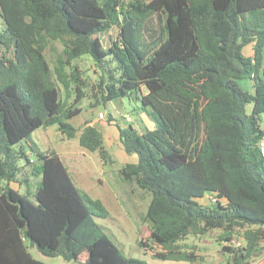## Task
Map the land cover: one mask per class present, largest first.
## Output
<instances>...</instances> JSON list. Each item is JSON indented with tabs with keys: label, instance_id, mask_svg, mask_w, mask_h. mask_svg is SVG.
Instances as JSON below:
<instances>
[{
	"label": "trees",
	"instance_id": "trees-1",
	"mask_svg": "<svg viewBox=\"0 0 264 264\" xmlns=\"http://www.w3.org/2000/svg\"><path fill=\"white\" fill-rule=\"evenodd\" d=\"M113 27L105 47L101 34ZM54 42L62 49L51 65ZM81 56L96 81L73 63ZM123 96L154 122L137 130L107 116L136 155L120 179L150 193L139 245L195 262L203 257L184 241L219 230V240H244L222 245L228 264H264V0H0V264H45L32 247L79 264H147L109 239L96 221L110 216L103 202L81 195L58 153L31 138L57 125L113 163L101 131L69 120L86 97L93 106ZM206 195L215 201L202 203Z\"/></svg>",
	"mask_w": 264,
	"mask_h": 264
},
{
	"label": "rangeland",
	"instance_id": "rangeland-1",
	"mask_svg": "<svg viewBox=\"0 0 264 264\" xmlns=\"http://www.w3.org/2000/svg\"><path fill=\"white\" fill-rule=\"evenodd\" d=\"M149 27L155 31L153 36H156L160 30V26L154 17L149 22ZM117 33V28L113 27L109 31L101 34V39L104 46H108L112 40L115 39ZM151 33V32H150ZM62 45L58 42H54L50 47H48L47 58L49 59L51 65L55 62V55L60 52ZM244 53L251 54V47L246 46L244 48ZM77 65L81 74L86 78L87 81L94 82L97 79V74L94 72V65L90 57L81 56L73 61ZM239 84L244 88L252 91L251 84L249 80H239ZM93 99L84 98L81 101L82 111L80 114L74 116L70 121L78 129L84 124L85 119L91 117H96L101 111L107 116L109 114L114 115L115 120L122 125H126L124 114H128L133 120V124L139 123L141 128L154 127L153 120L146 114L145 111L141 109L139 101L134 98H129L128 96L119 97L112 100L106 104H93ZM250 110V105L247 106V111ZM143 119L141 123L140 120ZM264 118V114H263ZM120 124V126H122ZM114 134L117 133V126L115 124H110L107 126ZM39 127L34 130L31 134V138L43 151H51L53 148H65L67 146L68 152L62 155L65 164L68 166L70 172L72 173V180L76 184L79 192L83 196H93L94 191L99 189L98 182L94 179L96 177L104 178L105 185L110 191L114 192V204L110 203L107 205V210L110 216L105 219H96L98 223L102 226L103 232L109 237V239L126 255L129 257L137 258L146 262L147 264H228L230 257L227 252L221 250L222 245H229L228 242L224 240H219L218 235L219 230H212L207 234L199 237L189 236L184 243L185 247L190 251H194L196 254L200 255L202 260H196L195 262L186 261H164L160 259L153 258L149 252V248L142 247L139 245V234L141 227L149 226V222L145 218L146 209L150 200V193L147 190L130 192L129 187L136 184L134 182L124 183L119 182L117 175V168L120 163L116 162L114 165L106 164L105 169L110 172H106L104 176L101 175V168L93 163L91 159L92 155L90 151H87L89 156H84L82 154L76 153L74 151L75 147H80L76 138H68V143L62 140L64 134L59 130H56L53 126L50 128ZM48 132V136L46 135ZM66 137V136H65ZM24 147L28 150L29 157L35 158V154L29 150L28 143L26 141L21 142ZM106 145V140L104 142ZM17 147V146H16ZM112 155H116L112 151ZM135 156V155H134ZM93 160V161H92ZM21 160L20 163H23ZM84 165V173L80 172L81 167ZM76 170L77 172H75ZM77 180L78 184L74 181ZM38 178L30 176V186L31 190L34 189L36 181ZM125 185H124V184ZM123 184L125 187H121ZM80 186V187H79ZM141 189V188H140ZM202 203H207L208 199L202 198ZM146 238H143L145 240ZM234 240L244 243L241 235H237ZM150 244V241L148 242ZM155 249H158L154 244H151ZM264 246V242H263ZM31 254L45 264H79L74 261H67L61 256H45L41 254L35 247L29 249ZM259 261L258 259L256 260Z\"/></svg>",
	"mask_w": 264,
	"mask_h": 264
},
{
	"label": "crops",
	"instance_id": "crops-1",
	"mask_svg": "<svg viewBox=\"0 0 264 264\" xmlns=\"http://www.w3.org/2000/svg\"><path fill=\"white\" fill-rule=\"evenodd\" d=\"M109 102H111V101H109ZM109 102H107V103H109ZM101 112V111H100ZM104 113V112H103ZM105 115V114H104ZM112 115V114H111ZM108 116V115H107ZM107 116L105 115V117L104 118H99L98 117V114H97V116L96 117H91V118H89V119H85V121H89V123L90 124H92V125H94L99 131H101V133H102V139H103V147L108 151V153L110 154V156L112 157V159L114 160V162L113 163H109L110 165H114L116 162H118V163H120V166L117 168V175H118V180H119V182L120 181H122L121 179H120V177H119V174H118V170L120 169V167L123 165V164H125V163H128V162H135L136 161V155L135 154H128V153H126L125 151H124V149H123V147H122V145H121V143H120V140H119V136H118V129H117V133L116 134H114L107 126L108 125H110V124H114V121L113 122H111V123H108L107 122ZM112 117H114V115H112ZM143 119L144 118H141V120H140V122L142 123L143 122ZM71 120V119H70ZM69 120V121H70ZM71 122V121H70ZM132 122H133V120H132ZM121 123H119V125H120ZM122 125V124H121ZM51 126H53L56 130H59L58 128H57V125H51ZM123 126V125H122ZM134 127L137 129V130H141L142 128H141V126H140V124L139 123H137V124H135L134 123ZM144 127H147L146 126V124H144ZM153 127V126H152ZM151 127V128H152ZM45 128H47V130H49L48 128H50V126H48V127H45ZM48 132H50V131H46V135L48 136ZM62 138V140H63V142L65 143V145L68 143V138L67 137H65V135H64V137L62 136L61 137ZM76 138V137H75ZM77 139V138H76ZM105 140H106V145L104 144V142H105ZM78 141V140H77ZM84 147H82V146H80V147H75L74 148V151H77L76 153H78V154H82V155H84V156H89L88 155V153H86L87 151H85L84 149H83ZM68 150V148H67V146L64 148H53V151H55L56 153H58V155L61 157V159H62V161H63V163L65 164V162H64V160H63V158H62V155L64 154V153H66V152H68L67 151ZM112 151H113V153L116 155V157L114 156V155H112ZM91 152V151H90ZM91 155H92V157H91V159H93L92 161H93V163L95 162V164H97V166L98 167H100L101 168V170H100V173H101V175L102 176H104V174H106V172H110V171H107L106 169H105V166H106V164H108V163H103L102 162V160L100 159V157H99V155H98V153L95 151V152H91ZM135 155V156H134ZM65 166L67 167V169H68V172H69V174L71 175V177H72V173L70 172V170H69V168H68V166L65 164ZM83 167H84V165L81 167V169H80V172H83L84 173V169H83ZM75 172H77L76 170H74ZM97 182H98V184H99V189H97L96 191H94V195L93 196H89L90 198H98V199H100L102 202H103V204L106 206V208H107V205H109L110 203H113L114 204V192H113V190L112 191H110L109 190V188L108 187H106V185H105V179L104 178H100V177H96V178H94ZM77 184H78V182H77V180L75 179L74 180ZM122 182H124V181H122ZM124 183H129V182H124ZM123 183V184H124ZM123 184H121L120 186L123 188V187H125ZM79 185V184H78ZM80 187V186H79ZM129 189H130V192L132 193V192H134V191H140L141 192V190L142 189H140L137 185H136V187H135V185H131L130 187H129Z\"/></svg>",
	"mask_w": 264,
	"mask_h": 264
},
{
	"label": "built area",
	"instance_id": "built-area-1",
	"mask_svg": "<svg viewBox=\"0 0 264 264\" xmlns=\"http://www.w3.org/2000/svg\"><path fill=\"white\" fill-rule=\"evenodd\" d=\"M98 117L104 118L105 115L103 112H99ZM124 118H125L126 122L131 121V117L128 114H124ZM260 147H261V151L264 155V142L263 141L260 142ZM205 197L208 199V201H215V199H216L213 195H206ZM229 244L239 246V245H241V242L233 239V240H231V242Z\"/></svg>",
	"mask_w": 264,
	"mask_h": 264
}]
</instances>
